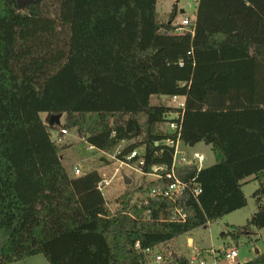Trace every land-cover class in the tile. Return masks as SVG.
Returning a JSON list of instances; mask_svg holds the SVG:
<instances>
[{"label": "trees", "instance_id": "obj_1", "mask_svg": "<svg viewBox=\"0 0 264 264\" xmlns=\"http://www.w3.org/2000/svg\"><path fill=\"white\" fill-rule=\"evenodd\" d=\"M16 2L0 0V264L36 255L49 264H141L144 250L168 251L246 207L250 178L256 210L221 236L251 242L264 228V0H198L183 35L172 33L175 11L160 20L156 0ZM173 95L186 96L182 144L202 142L214 155L199 171L176 169L201 193L149 196L163 181L142 176V188L127 189L111 213L101 174L69 176L48 129H76L119 161L140 150L141 170L151 173L171 164L172 150L155 142L174 137L159 130ZM56 115L64 124L50 126ZM175 208L184 221L172 220ZM173 262L187 264L177 253ZM247 264H264V255Z\"/></svg>", "mask_w": 264, "mask_h": 264}, {"label": "rangeland", "instance_id": "obj_2", "mask_svg": "<svg viewBox=\"0 0 264 264\" xmlns=\"http://www.w3.org/2000/svg\"><path fill=\"white\" fill-rule=\"evenodd\" d=\"M198 0H156V12L160 20L168 21L169 15L175 11V17L172 21V26L178 24L185 18L192 21L195 17L196 7ZM182 10V13H180ZM163 101L157 97L150 99L151 104H161ZM41 118L45 120L46 114L41 113ZM64 124V116L60 119V125ZM60 128H49L50 137L59 146L63 145L62 162L66 171L74 176L73 167L80 168V175L88 172L89 170H98L102 178L111 180L110 185L104 190V198L106 200L107 209L114 213L119 207V197L127 190L141 187L142 177L122 166L115 158L114 154L102 153L97 150H87V144L82 141L78 136L76 129H69L68 134L58 139ZM164 125L159 126V130L164 131ZM72 142V143H71ZM70 143V145H68ZM122 143L121 148L125 146ZM189 152H199L204 155V161L201 168L210 165L214 160V155L211 147L204 143H198L193 147L187 148ZM125 174L131 178V183L125 185L121 180V175ZM148 180V179H147ZM242 190L246 195L247 205L243 209L234 211L225 215L221 219L208 224L204 229L203 227L196 228L187 234L176 238L168 245V250L177 253L179 256L190 258L193 248L202 251L216 250L217 252L222 248L234 247L238 252V262L240 264H247L254 260L256 256L264 255V228L261 230L253 229L254 234L251 236L252 241L248 242L245 236H240L234 242L229 236H221L222 232L231 230L232 226H243L246 221L251 217L255 211V201L252 198V193L257 189L256 182H248L242 186ZM144 190V189H143ZM137 193L136 198H143L145 193ZM191 241L192 247H187ZM207 262L210 260L207 255ZM13 264H49L42 255H36L27 258L23 261L15 262Z\"/></svg>", "mask_w": 264, "mask_h": 264}, {"label": "built area", "instance_id": "obj_3", "mask_svg": "<svg viewBox=\"0 0 264 264\" xmlns=\"http://www.w3.org/2000/svg\"><path fill=\"white\" fill-rule=\"evenodd\" d=\"M192 21L189 18L183 19L178 24L173 25L172 33L174 35H183L186 32H192L191 30ZM168 101L169 111L164 115L165 130L163 132L170 134L174 137H168L160 142H155V146H166L172 150L171 154V164L169 168L164 165L153 166L152 172L145 174L141 167L144 165V158L140 156V150H134L129 155H127L119 163L122 166H125L132 172L139 174L141 177L146 176L149 181H163V187H155L150 190L146 195L149 196H159L171 201H174L175 197L178 194H181L185 191H189L191 196L194 199H197L198 195L201 193L200 187L190 180L189 182H184L176 175V169L181 167H195L197 171L201 169V165L204 161V155L199 152H189L188 147L182 144L180 137L181 124L183 119V114L186 106V96L183 95H173L171 97H166ZM68 134V130L61 129L58 134V139H62V136ZM94 148L89 146V150ZM162 150L156 152L160 154ZM138 160L132 161L134 158L138 157ZM160 171H166L163 174L159 173ZM80 168L74 167L73 174L74 176L80 175ZM123 175H121V180H123ZM128 176V175H126ZM111 180L102 178L98 183L97 189L105 195L104 190L110 185ZM186 215L178 208H175L172 213L173 221H184ZM138 247V244L136 245ZM187 247L191 248L192 244L189 242ZM166 245L157 247L154 249H146L142 252L143 259L141 264H174L173 256L175 253L172 251H167ZM209 257L207 262L206 256ZM238 252L234 247L222 248L218 252L216 250L202 251L199 249L193 248L191 251L190 258L187 260V264H240L237 260ZM179 264V263H176Z\"/></svg>", "mask_w": 264, "mask_h": 264}, {"label": "water", "instance_id": "obj_4", "mask_svg": "<svg viewBox=\"0 0 264 264\" xmlns=\"http://www.w3.org/2000/svg\"><path fill=\"white\" fill-rule=\"evenodd\" d=\"M16 3H17V7L19 9H23L28 4L33 3V0H17ZM180 13H182V10H181ZM61 117H62L61 115L51 116L49 125L52 126L54 123L55 124L60 123V118ZM123 182H124L125 185H129L131 183V178L126 176V175H123Z\"/></svg>", "mask_w": 264, "mask_h": 264}, {"label": "crops", "instance_id": "obj_5", "mask_svg": "<svg viewBox=\"0 0 264 264\" xmlns=\"http://www.w3.org/2000/svg\"><path fill=\"white\" fill-rule=\"evenodd\" d=\"M192 21H193V20H192ZM62 117H63V116H62ZM62 117H61V118H62ZM61 118H60V119H61ZM71 143H72V142H71ZM68 145H70V143H68ZM87 150H89V146H88V145H87ZM93 150H95V149H93ZM61 158H63L62 155H61ZM62 160H63V159H62ZM214 162H215V159L213 160V162H212L210 165L214 164ZM210 165H208V166H210ZM74 167H77V166H74ZM74 167H73V168H74ZM66 172H67V171H66ZM67 173H68V172H67ZM68 175H69V176H72V175H70L69 173H68ZM251 179H252V178L248 179V181H246V182H250V181H252ZM252 182H255V181H252ZM256 183H257V182H256ZM257 185H258V184H257ZM242 188H243V187H242ZM243 192H244V191H243ZM244 195H245V194H244ZM245 196H246V195H245ZM255 210H256V206H255ZM254 212H255V211H254ZM206 227H207V226H206ZM206 227H203V228L205 229ZM189 242H191V241H189Z\"/></svg>", "mask_w": 264, "mask_h": 264}]
</instances>
